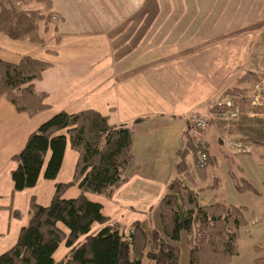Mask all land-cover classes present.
<instances>
[{
  "label": "crops",
  "instance_id": "0c3cea01",
  "mask_svg": "<svg viewBox=\"0 0 264 264\" xmlns=\"http://www.w3.org/2000/svg\"><path fill=\"white\" fill-rule=\"evenodd\" d=\"M17 3L16 9L41 10L48 21L38 24L40 44L0 37V59L16 63L30 56L49 63L33 82L48 107L29 117L0 97V253L15 244L27 224L31 198L47 206L55 186L73 178L78 153L67 143L55 179L41 174L34 187L13 191V156L32 132L59 112L94 110L109 124L133 125L134 162L126 171L127 181L110 198L85 196L124 227L147 220L158 225V204L175 176L177 153L185 149L188 115L198 111L209 116L210 104L236 84L241 72L264 78V0H49L48 7L32 0ZM252 78L248 92L258 80ZM240 103L237 125L264 136V118L251 116L248 103ZM224 128L217 122L207 132L212 162V148L220 145L226 152L221 138L229 132ZM191 156L186 155L191 165L186 181L200 205L212 204L199 201L196 177L202 182L207 168L192 173ZM79 195L73 184L62 197ZM57 226L68 235L64 225ZM99 227L93 224L91 232ZM68 251L63 241L54 261Z\"/></svg>",
  "mask_w": 264,
  "mask_h": 264
},
{
  "label": "trees",
  "instance_id": "16d2710c",
  "mask_svg": "<svg viewBox=\"0 0 264 264\" xmlns=\"http://www.w3.org/2000/svg\"><path fill=\"white\" fill-rule=\"evenodd\" d=\"M32 1L49 5V0ZM47 19L41 10L16 9L0 2V37L40 44L38 24ZM48 67L49 63L30 56L16 63L0 59V97L29 117L47 109L45 94L36 92L33 82ZM251 77L252 82L258 79L247 72L241 80ZM247 91L233 85L220 98L230 96L246 104ZM132 142L133 125L109 124L107 117L94 110L56 113L32 132L12 158L16 164L11 171L14 192L34 187L41 174L44 179H55L67 143L78 153V161L72 180L55 186L47 206L31 198L28 222L15 244L0 253V264H179L182 238L188 248L187 264H225L236 254L237 236L247 224L242 207L199 204L196 191L186 182L191 169L186 155L193 146L189 139L177 153L175 176L158 204L159 228L149 220L124 227L104 216L100 204L87 199L86 193L110 198L127 181L126 171L134 162ZM205 150L204 165L191 156L197 171L212 162ZM73 184L80 195L63 198V191ZM245 187L253 189L249 183L238 189ZM59 223L68 235L58 228ZM93 224L100 225L95 232H91ZM63 241L69 251L64 259L54 261L53 254Z\"/></svg>",
  "mask_w": 264,
  "mask_h": 264
},
{
  "label": "rangeland",
  "instance_id": "374dc122",
  "mask_svg": "<svg viewBox=\"0 0 264 264\" xmlns=\"http://www.w3.org/2000/svg\"><path fill=\"white\" fill-rule=\"evenodd\" d=\"M9 1L16 6L15 8L18 7L17 0H0L4 6H10ZM244 74L246 73H240L234 85L248 89L251 79L241 80ZM246 95H249L248 91ZM211 107L210 104L209 108L211 109ZM211 110L213 113L209 115L215 113L213 109ZM217 122L221 123L225 127L224 129L229 132L222 136L221 142L225 138L242 141L233 138V136L246 138L252 150L250 154L230 155L224 152L220 145L212 148L210 151L213 154V162L208 164L204 180L201 182L196 177V184L199 186L196 185V187L198 190L201 189L199 201L204 204L222 202L226 205L242 207L247 224L241 228L237 236L236 254L225 264H264V146H262L264 145V136L260 134L262 131L241 129L240 124L227 126L216 119H213L211 123L217 124ZM251 126L253 124L249 125V127ZM243 142L245 141L243 140ZM175 156L173 154V159ZM195 171L194 169L192 173ZM186 182L190 184L188 181ZM245 183H249L253 189L246 187L242 190L238 189V186H245ZM253 219H256L257 222L251 225ZM155 227L159 228L158 225ZM178 245L181 249L179 264H187L188 248L183 242V238Z\"/></svg>",
  "mask_w": 264,
  "mask_h": 264
},
{
  "label": "built area",
  "instance_id": "2783aa9c",
  "mask_svg": "<svg viewBox=\"0 0 264 264\" xmlns=\"http://www.w3.org/2000/svg\"><path fill=\"white\" fill-rule=\"evenodd\" d=\"M247 98L251 116L264 118V78L258 79L252 85ZM211 106V109L215 111L214 114L205 116L198 111H193L188 115L185 125V139H189L193 145L190 153L200 165H204L207 159L206 132L212 120L217 119L227 126H233L237 124L240 115L241 103L230 96L217 100ZM222 146L230 155L250 154L252 150L249 143L230 138L223 139Z\"/></svg>",
  "mask_w": 264,
  "mask_h": 264
}]
</instances>
